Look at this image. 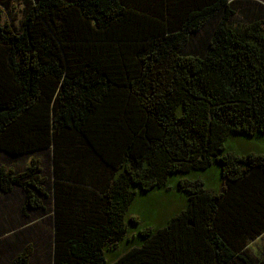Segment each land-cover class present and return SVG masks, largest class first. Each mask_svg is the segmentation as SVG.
I'll list each match as a JSON object with an SVG mask.
<instances>
[{
  "label": "trees",
  "instance_id": "obj_1",
  "mask_svg": "<svg viewBox=\"0 0 264 264\" xmlns=\"http://www.w3.org/2000/svg\"><path fill=\"white\" fill-rule=\"evenodd\" d=\"M24 3L20 28L0 8V151H49L52 178L37 158L0 165V198L21 190L25 216L50 204L51 263L104 264L137 188L219 163L220 191L181 180L183 209L111 264H264V245L249 252L264 235V153L224 149L264 134V3ZM32 255L27 244L8 264Z\"/></svg>",
  "mask_w": 264,
  "mask_h": 264
},
{
  "label": "rangeland",
  "instance_id": "obj_2",
  "mask_svg": "<svg viewBox=\"0 0 264 264\" xmlns=\"http://www.w3.org/2000/svg\"><path fill=\"white\" fill-rule=\"evenodd\" d=\"M1 4L4 23L20 28L25 11L24 0H8ZM192 44L198 45L205 38L204 30L194 34ZM224 149L238 155L248 152L264 153V134L256 133L252 136L234 134L224 142ZM32 158L41 160L43 175L52 178L51 153L41 151L27 155L13 156L0 151V165L12 167L16 171L24 170ZM200 179L204 187L211 192H218L222 187L221 165L213 163L206 170L192 171L185 174H171L167 182L160 187L149 191L136 189L134 200L128 207L125 215L128 232L121 242L114 246L112 251H106V262L111 264L112 259L130 246H138L143 240L145 229L156 230L167 224L170 218L183 209L187 193L180 186L181 180ZM23 193L14 189L12 193L0 198V264H8L10 259L24 246H33V255L29 264H52L53 248V216L50 204L44 212L31 211L29 216L22 214ZM264 245V235L249 243V252L258 257Z\"/></svg>",
  "mask_w": 264,
  "mask_h": 264
},
{
  "label": "crops",
  "instance_id": "obj_3",
  "mask_svg": "<svg viewBox=\"0 0 264 264\" xmlns=\"http://www.w3.org/2000/svg\"><path fill=\"white\" fill-rule=\"evenodd\" d=\"M229 1H233V0H229ZM253 1L261 3V4L264 3V0H253Z\"/></svg>",
  "mask_w": 264,
  "mask_h": 264
}]
</instances>
